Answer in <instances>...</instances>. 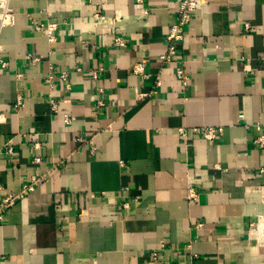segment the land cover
Listing matches in <instances>:
<instances>
[{
  "label": "crops",
  "instance_id": "crops-1",
  "mask_svg": "<svg viewBox=\"0 0 264 264\" xmlns=\"http://www.w3.org/2000/svg\"><path fill=\"white\" fill-rule=\"evenodd\" d=\"M180 1L9 0L0 200L40 180L0 222V264H264V0H200L161 64Z\"/></svg>",
  "mask_w": 264,
  "mask_h": 264
},
{
  "label": "built area",
  "instance_id": "built-area-1",
  "mask_svg": "<svg viewBox=\"0 0 264 264\" xmlns=\"http://www.w3.org/2000/svg\"><path fill=\"white\" fill-rule=\"evenodd\" d=\"M200 0H181L178 4L177 10H176V17L175 21L171 24V26L168 29L167 35L165 37V42L167 45L166 51L162 53L159 56V62L161 64H167L173 61L175 56L177 55V45L183 41L185 30L187 25L192 19L193 14L197 11L199 6ZM95 18H98V15H95ZM14 24V11L10 6L9 0H0V29L3 27L11 26ZM57 24L55 23H48L46 26V36L48 41H53L52 32L55 30ZM246 29H249V26L246 25ZM35 30L42 31L43 32V25H37L35 27ZM115 43L119 46H122L123 43L119 39L115 41ZM28 60L31 63H35L38 61V58L32 57L30 55L27 56ZM0 68L5 69L6 63L0 59ZM52 70H50V73L46 79V82L49 87L52 86L53 81V74ZM131 72L141 77L142 79L148 78L147 73L144 71V66L142 63L134 64L131 68ZM175 77L180 82V84L185 87L188 84L189 78L187 77L186 73L184 72V69L182 66H177L175 68ZM67 75L66 73L62 72L59 75V79L66 80ZM92 78H97L96 71L92 72ZM155 86L160 85V81L157 79L155 81ZM147 96V94H140L139 98H143ZM101 104V103H100ZM17 105H20V102L18 101ZM49 105L53 111H56L57 106L53 99H49ZM71 118H66L65 122H69ZM194 134L201 137L203 140L207 142H214L216 141L219 136L222 133L221 127H206V128H193L191 129ZM256 130L259 132L255 136L254 143L260 147L264 148V129H262L259 125L256 126ZM178 135L181 137L183 141H186L187 138V132L183 128L177 129ZM8 152H11V149H8ZM40 159L35 158L34 162H39ZM261 173H264V171L261 170ZM38 178H32L31 181L25 185H22V187L15 193L7 194L0 200V222L3 221L5 215L7 212L11 210L13 205L16 201L26 198L31 192L35 189V184L39 181ZM2 186L0 185V191H2ZM197 193L195 189L192 186H187V193L186 198L189 201H195L197 200ZM123 207L127 208V204L125 203ZM198 226H201V224H198ZM156 253H153V257H156Z\"/></svg>",
  "mask_w": 264,
  "mask_h": 264
},
{
  "label": "bare ground",
  "instance_id": "bare-ground-1",
  "mask_svg": "<svg viewBox=\"0 0 264 264\" xmlns=\"http://www.w3.org/2000/svg\"><path fill=\"white\" fill-rule=\"evenodd\" d=\"M262 228H264V227H262Z\"/></svg>",
  "mask_w": 264,
  "mask_h": 264
}]
</instances>
